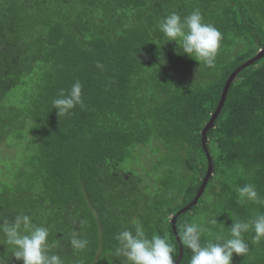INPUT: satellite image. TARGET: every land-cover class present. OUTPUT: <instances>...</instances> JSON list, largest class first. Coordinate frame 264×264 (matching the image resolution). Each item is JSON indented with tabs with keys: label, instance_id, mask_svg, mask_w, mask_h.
<instances>
[{
	"label": "trees",
	"instance_id": "1",
	"mask_svg": "<svg viewBox=\"0 0 264 264\" xmlns=\"http://www.w3.org/2000/svg\"><path fill=\"white\" fill-rule=\"evenodd\" d=\"M194 10L223 35L211 68L178 55L158 28ZM260 51L264 0H0V157L21 156L0 177V223L31 216L64 264H125L116 236L141 224L189 264L180 224L216 218L204 243L227 236L229 216L264 213L236 192L252 184L264 200V55L237 74L203 144L228 79ZM76 81L84 107L58 117L52 101ZM210 163L198 202L179 214ZM73 234L85 250L71 248ZM253 235L232 264H264ZM13 253L0 233V262L22 264Z\"/></svg>",
	"mask_w": 264,
	"mask_h": 264
},
{
	"label": "clouds",
	"instance_id": "2",
	"mask_svg": "<svg viewBox=\"0 0 264 264\" xmlns=\"http://www.w3.org/2000/svg\"><path fill=\"white\" fill-rule=\"evenodd\" d=\"M159 31L167 43L174 42L181 52L190 59L200 62L206 67H214L223 35L218 28L205 23L199 10L181 17L176 12L164 16L158 23ZM160 63H166L163 55L159 57ZM102 64L97 68L103 70ZM84 107L82 99V85L76 81L69 90L61 91L52 101V108L58 117L70 116L77 107ZM238 202H254L264 205V200L258 196L252 184H246L236 189ZM227 229V236L216 234L215 240L201 242L202 235L209 231L206 224L217 225L216 218L206 220L201 217L199 222L182 223L179 225V238L183 245L191 251L189 264H232L234 254L245 257L249 253V244L244 234L252 231L254 243L264 240V213H257L248 220L233 219ZM0 233L4 242L13 246L14 258L22 264H64L60 255L52 253L54 246L49 243L50 235L47 227L33 223L29 215H18L14 221L0 223ZM118 247L116 253L125 257V264H177L173 255L174 247L165 237L153 233L149 238L141 224L135 225V230H123L117 236ZM71 248L83 251L88 247L89 241L73 234L69 240ZM2 264V262H0Z\"/></svg>",
	"mask_w": 264,
	"mask_h": 264
},
{
	"label": "water",
	"instance_id": "3",
	"mask_svg": "<svg viewBox=\"0 0 264 264\" xmlns=\"http://www.w3.org/2000/svg\"><path fill=\"white\" fill-rule=\"evenodd\" d=\"M264 55V51H260V53L252 58L251 60H249L247 63L243 64L242 66H240L231 76L230 78L228 79L227 83H226V86L224 88V92H223V96H222V99H221V102H220V105L215 113V115L213 116L212 120L210 121V123L208 124V126L205 128L204 132H203V144L205 145L206 143V134L208 132V130L213 126V122L214 120L217 118V116L219 115L221 109L223 108V105H224V102H225V99H226V96H227V93L229 91V88L230 86L232 85L235 77L237 76V74L243 70L244 68H246L248 65L252 64L253 62L255 61H258L262 56ZM210 157V156H209ZM212 164L210 163V169H209V172H208V176L204 179V182H203V185L198 193V195L196 196V198L194 199V201L186 208L182 209L179 214H182V213H185L187 212L190 208H192L197 202H198V199L201 197L202 193L204 192V189L207 185V183L209 182V178L210 176L212 175ZM176 221H177V216L173 218L172 220V224H173V227L175 229V224H176ZM177 239L178 241L180 242V238L177 236ZM181 243V242H180ZM183 255H184V251H183V248H181V251H180V257L179 259L177 260V264L180 263V261L182 260L183 258Z\"/></svg>",
	"mask_w": 264,
	"mask_h": 264
},
{
	"label": "rangeland",
	"instance_id": "4",
	"mask_svg": "<svg viewBox=\"0 0 264 264\" xmlns=\"http://www.w3.org/2000/svg\"><path fill=\"white\" fill-rule=\"evenodd\" d=\"M5 152V158H1L3 165H0V177L3 176L5 173H3L2 171H4L6 168V171H11L14 169V166L16 165V163L18 162L17 160H19V158H21V156H17L18 154L16 153L14 155V153L12 152Z\"/></svg>",
	"mask_w": 264,
	"mask_h": 264
}]
</instances>
